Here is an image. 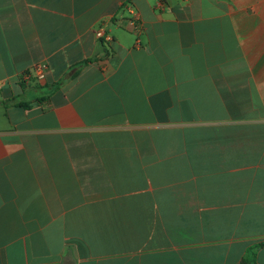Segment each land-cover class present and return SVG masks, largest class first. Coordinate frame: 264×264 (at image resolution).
Wrapping results in <instances>:
<instances>
[{
    "label": "crops",
    "instance_id": "obj_1",
    "mask_svg": "<svg viewBox=\"0 0 264 264\" xmlns=\"http://www.w3.org/2000/svg\"><path fill=\"white\" fill-rule=\"evenodd\" d=\"M0 264H264V0H0Z\"/></svg>",
    "mask_w": 264,
    "mask_h": 264
},
{
    "label": "built area",
    "instance_id": "obj_2",
    "mask_svg": "<svg viewBox=\"0 0 264 264\" xmlns=\"http://www.w3.org/2000/svg\"><path fill=\"white\" fill-rule=\"evenodd\" d=\"M100 37L102 36L101 33L98 34ZM138 44V43H137ZM46 66H37L35 67L33 70H31L28 74H26V78L30 79L32 78L33 74H35V77L40 79V80H43L45 78V72H46Z\"/></svg>",
    "mask_w": 264,
    "mask_h": 264
},
{
    "label": "trees",
    "instance_id": "obj_3",
    "mask_svg": "<svg viewBox=\"0 0 264 264\" xmlns=\"http://www.w3.org/2000/svg\"><path fill=\"white\" fill-rule=\"evenodd\" d=\"M246 261V260H245Z\"/></svg>",
    "mask_w": 264,
    "mask_h": 264
}]
</instances>
